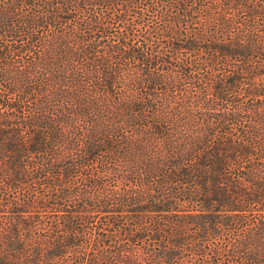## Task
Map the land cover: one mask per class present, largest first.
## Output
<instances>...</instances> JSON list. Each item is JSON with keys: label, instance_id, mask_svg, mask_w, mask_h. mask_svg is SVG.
Listing matches in <instances>:
<instances>
[{"label": "trees", "instance_id": "trees-1", "mask_svg": "<svg viewBox=\"0 0 264 264\" xmlns=\"http://www.w3.org/2000/svg\"><path fill=\"white\" fill-rule=\"evenodd\" d=\"M0 264H264V0H0Z\"/></svg>", "mask_w": 264, "mask_h": 264}]
</instances>
